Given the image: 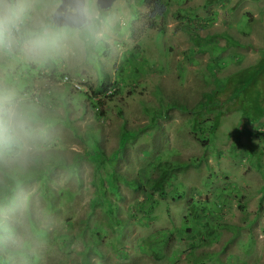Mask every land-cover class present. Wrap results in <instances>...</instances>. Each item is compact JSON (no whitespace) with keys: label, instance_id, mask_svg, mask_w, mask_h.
<instances>
[{"label":"rangeland","instance_id":"1","mask_svg":"<svg viewBox=\"0 0 264 264\" xmlns=\"http://www.w3.org/2000/svg\"><path fill=\"white\" fill-rule=\"evenodd\" d=\"M164 1L166 15L149 27L148 2L116 0L109 9H100L96 0H86L89 20L78 28L47 23L59 0H0V22L16 25L0 28V102L11 94L30 114L23 147L0 143V183L5 180L2 169L30 176L49 168L48 187L56 195L51 210L40 181L19 185L18 201L13 209L0 205V217L12 219L21 233L8 236L0 252L8 255L9 248L31 238V251L50 250L57 264H64L66 245L61 250L41 240L38 228L28 222L32 218L49 227L45 238L99 234V247L110 254L104 264H195L201 257L205 264H264V116L246 124L250 114L245 111L262 109L263 101L255 96L260 92L262 100L264 94V0ZM19 28L36 36L21 40L22 34L15 33ZM37 37L42 43L33 42ZM104 80L113 86L93 95L91 87ZM236 84L243 90L234 95ZM249 87L253 89L244 102L240 98ZM211 93L221 103L213 106ZM161 109L164 113L153 123ZM195 109L209 119L221 110L214 132L209 127L199 135L192 130ZM205 116L200 113L209 126L212 121ZM126 130L135 134L117 160L98 163L86 155L95 144L106 157L117 154ZM239 144L253 146V153ZM259 152L262 167L257 166ZM161 156L179 166V178L174 177L179 194L172 187L168 199L156 193L161 208L153 211L152 221L129 227L115 251L110 243L117 233L103 219L105 206L93 207L91 200L110 184L107 173L116 167L121 197L108 189L106 194L117 200L118 216L126 219L142 196L124 178H137ZM192 196L204 204L210 219L202 217L196 238L174 237L159 253L162 245L150 246L146 236L183 228ZM72 242L82 248L84 238ZM10 253L12 264H32L16 250Z\"/></svg>","mask_w":264,"mask_h":264},{"label":"trees","instance_id":"2","mask_svg":"<svg viewBox=\"0 0 264 264\" xmlns=\"http://www.w3.org/2000/svg\"><path fill=\"white\" fill-rule=\"evenodd\" d=\"M148 2L150 5V11L147 15V18H149V27H155L156 22L155 20L157 18H163L167 13V6L168 1L164 0H137L138 4H143ZM132 13L137 14L136 8H133ZM47 23H52L51 17L48 18ZM37 28H35L36 31ZM38 30V29H37ZM87 30V29H86ZM84 30V31H86ZM15 32H19V34H22L21 40H26L31 37H35L36 34L34 32H27L25 29H17ZM264 61V57H263ZM69 74V73H68ZM251 83V80H250ZM113 86L112 83H108L105 80L102 81L101 84L97 87H91L92 93L95 96H98L102 93H104L105 90H108L109 87ZM224 87V86H223ZM240 85L236 84L233 90V94L235 95V92L239 88ZM253 89L251 87L245 89L246 94L242 96L240 99L244 102H247V98L250 97L248 90ZM114 93V92H113ZM209 96L213 97L212 105L214 106L215 103H221L220 100L217 99V95H214V93L209 94ZM257 100L259 102H262V109L259 113L251 112L249 107H245L246 114H250V116H247L248 121H246V124L248 122H253L259 120L262 116H264V94L262 93V100H261V93L257 92L256 96ZM254 97V98H255ZM99 106H102L104 102L100 99ZM205 105V104H203ZM201 106V104L199 105ZM185 108L184 106H181ZM159 112H156L154 115L153 123L157 122V118L164 113V109L158 110ZM243 112V111H242ZM250 112V113H249ZM200 113L205 116V114L199 109H195L193 111V116L191 117V128L196 132L197 135L201 133H205L207 131V127H209V130L211 132H214L217 129V125L219 124L220 116L222 115L221 110H218L217 113L214 115L212 119H209L207 116H205L204 120L208 121L211 120V124L209 126H204V121L200 118ZM260 114V116H258ZM242 117H244V114H242ZM238 129V128H237ZM250 134H253V131H249ZM133 131H124L122 133V140L121 144L122 147H120L117 154H113L111 156H107L101 151L98 144H95L94 152H91L90 155H88V151H86V155L89 156L91 159L97 161L98 163H102L103 160L108 158L109 160H117L121 155L124 153L121 152L124 149V145L127 142V140L134 136ZM258 134V133H257ZM211 140L212 138H208ZM124 144V145H123ZM16 147V145L11 146ZM239 147L247 148L248 154H252L254 147L250 146L249 144H239ZM262 150V149H261ZM239 151V150H236ZM1 152V151H0ZM262 153H258L256 155L257 160V166L262 167ZM61 157V156H60ZM164 156H161L160 160L156 159L153 161V163H149L146 167H144V170H141V172L137 175V178H131L127 179L124 178L123 182L127 183L129 186L134 188L136 191L140 193L142 196L141 200H138L137 202L133 203V207L129 210V215L126 219L120 218L118 216V205L116 203L117 200H113L112 198L108 197L106 194V190L112 191V193H116L117 197H121L120 192L117 190L118 186L116 182H118V179L120 178L119 172L117 171V168L115 167L112 172L107 173L109 177L108 185H103L101 189H99L100 195L94 197L92 201V206L94 207L97 203H102L105 206V215L103 219L106 221V224L110 226V229L112 228L114 232L117 233V236L112 241L114 243H110V247L114 249L115 251H118L121 249V246H118L117 244H121V238H124L127 234V229L132 226H140V227H146L148 226V223L152 221L153 219V211L155 209L159 210L161 208V200L156 198V193L158 196H161L162 198L168 199L170 195H172L173 192L172 188H175L176 185L174 184L175 178H179L178 172L179 166L176 164V161L168 160V158H164ZM105 159V161H106ZM158 160V161H157ZM155 167L157 170H155ZM187 167V165H186ZM157 171V173H156ZM2 172L5 174V180L0 183V205L2 206H11V209H13V205L18 201V194H17V188L20 184L29 181V180H38L40 181L41 187H42V193L45 194L46 198L50 201L49 207L51 210L56 208V205L53 201V198L56 196L53 190H51L50 187H48V179L50 177V169H40L36 171L35 173H30V176L28 174H25L23 172H19L18 170H7L2 169ZM106 176V175H105ZM106 179L105 177L102 178V180ZM172 187V188H171ZM178 189L175 188V191ZM221 191L223 193V188H221ZM65 191L62 189L59 191V195L63 196ZM179 194V192H178ZM176 197V196H175ZM195 196H192V202L190 203V209L185 215L184 223L181 226H175L170 227L168 229V232L163 234L162 236H157L158 233L152 232L148 236H146V242L151 245H156L158 247V244H161L162 246L159 248V253H162V247L163 244L166 246L167 243L174 237L181 238L180 236H183L185 238H196L197 233L200 231L198 229H201L202 225V217L205 215L208 217L207 209L204 207V204L200 202V200H195ZM98 205V204H97ZM4 209V208H3ZM206 209V210H205ZM31 210H28V216L31 215ZM159 215V214H158ZM210 219V217H208ZM206 218V220L208 221ZM30 223V226L35 229L38 228L39 231H37L38 237L41 240H46L50 243H56L57 246L59 245L62 250V245H66V247L63 248V253L61 251V254H63L64 264H104L102 261L104 258L109 259L110 254L107 252V250L103 251L99 245H101L103 242L99 239L98 235H84L85 233L81 232L79 234H76L75 236H68L67 238H57V234H52V238H45L49 236V227H43L40 225V223L36 220L34 221L32 218L28 221ZM71 223V222H70ZM29 226V227H30ZM111 229V230H112ZM198 230V231H197ZM21 233V229L19 228L18 224H15L14 221L11 219H5L3 217H0V244H4V241L6 239L7 243V237L15 234L18 235ZM84 238L83 247L82 248H76V246L70 245L73 238ZM112 238V237H111ZM31 238H27L25 241H23L22 246H19L15 249L21 256L29 259V263L32 264H50L54 261V264H57L56 259H53L54 253H51L50 250L47 252L43 251L42 253L36 254L35 251H31L30 248L33 246ZM169 240V241H168ZM73 243V242H72ZM194 242H192L191 247H193ZM118 246V247H117ZM71 247V248H69ZM10 248L8 251V255H5L4 252H0V264H12L13 258L12 254L10 253ZM55 250V249H54ZM59 251V250H55ZM72 251H73V257H72ZM77 255V257H75ZM126 255V254H125ZM47 256L49 258L48 260L44 261V257ZM97 256L98 258H94ZM122 257H125L123 254H121ZM53 259V260H50ZM201 261L195 262V264H205L204 262L205 258L201 257ZM20 260L16 261L14 264H19ZM108 264L111 263V261L107 262Z\"/></svg>","mask_w":264,"mask_h":264},{"label":"clouds","instance_id":"3","mask_svg":"<svg viewBox=\"0 0 264 264\" xmlns=\"http://www.w3.org/2000/svg\"><path fill=\"white\" fill-rule=\"evenodd\" d=\"M14 26H16L15 22H0V28L4 30H8ZM16 42L19 43L20 41L17 40ZM33 42L42 43V39L37 37ZM30 76L26 75L23 78L26 79L29 77V79L32 80ZM35 80L37 81V78H35ZM29 120L30 114L23 101L16 99L11 94L6 96L4 100L0 102V143H3L7 147L13 145L23 147L22 141L28 133L27 126Z\"/></svg>","mask_w":264,"mask_h":264},{"label":"water","instance_id":"4","mask_svg":"<svg viewBox=\"0 0 264 264\" xmlns=\"http://www.w3.org/2000/svg\"><path fill=\"white\" fill-rule=\"evenodd\" d=\"M59 6L51 14L55 25H67L81 28L88 23L85 11L86 0H60ZM116 0H96L101 9H109Z\"/></svg>","mask_w":264,"mask_h":264},{"label":"flooded vegetation","instance_id":"5","mask_svg":"<svg viewBox=\"0 0 264 264\" xmlns=\"http://www.w3.org/2000/svg\"><path fill=\"white\" fill-rule=\"evenodd\" d=\"M59 1H60V0H59ZM59 3H60V2H59ZM58 6H59V5H58ZM58 6H57V7H58ZM20 29H22V28H20ZM14 31H15V30H13L12 33H13ZM15 33H17V32H15ZM24 76H25V75H24Z\"/></svg>","mask_w":264,"mask_h":264}]
</instances>
